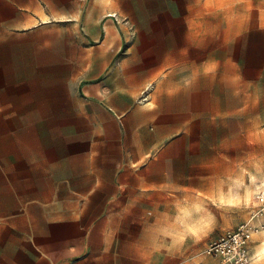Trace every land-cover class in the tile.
<instances>
[{"label":"crops","instance_id":"crops-1","mask_svg":"<svg viewBox=\"0 0 264 264\" xmlns=\"http://www.w3.org/2000/svg\"><path fill=\"white\" fill-rule=\"evenodd\" d=\"M220 9L0 0V264H224L150 248L263 141L264 9Z\"/></svg>","mask_w":264,"mask_h":264},{"label":"rangeland","instance_id":"rangeland-1","mask_svg":"<svg viewBox=\"0 0 264 264\" xmlns=\"http://www.w3.org/2000/svg\"><path fill=\"white\" fill-rule=\"evenodd\" d=\"M262 6L264 0H216L219 11H230L232 14H251L255 8ZM217 22V25H220ZM262 143H252L254 135H249L245 149L232 150L231 156L245 159L246 163L233 165L231 176L225 182L217 183L215 189L200 191L192 197H185L176 215L180 219L176 232L197 233L198 236L187 238L184 246L156 245L151 246L155 257H183L205 259L212 257L206 253L208 244L227 231L235 229L240 223L247 222L252 231L250 251L252 261L257 257L264 260V226L253 215L258 208L256 193L264 189V132ZM228 176V175H227ZM261 261V262H262ZM260 262V264H261Z\"/></svg>","mask_w":264,"mask_h":264},{"label":"built area","instance_id":"built-area-1","mask_svg":"<svg viewBox=\"0 0 264 264\" xmlns=\"http://www.w3.org/2000/svg\"><path fill=\"white\" fill-rule=\"evenodd\" d=\"M114 16L117 17L116 14ZM256 199L259 203V209L255 216L260 215L264 218V189H260L256 193ZM251 237L250 225L243 222L235 229L227 231L211 241L206 247V253L219 258L224 264H249L251 261Z\"/></svg>","mask_w":264,"mask_h":264}]
</instances>
